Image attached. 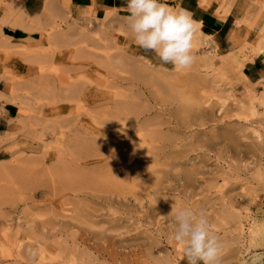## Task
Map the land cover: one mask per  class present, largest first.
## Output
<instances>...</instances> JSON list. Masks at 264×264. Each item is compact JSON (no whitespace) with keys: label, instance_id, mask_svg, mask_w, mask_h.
<instances>
[{"label":"rangeland","instance_id":"374dc122","mask_svg":"<svg viewBox=\"0 0 264 264\" xmlns=\"http://www.w3.org/2000/svg\"><path fill=\"white\" fill-rule=\"evenodd\" d=\"M24 1L0 0V22L6 10L12 21L42 16L24 13ZM174 1L162 0L177 10ZM232 6L241 36L236 29L230 50L217 49L201 24L198 38L212 47L194 51L183 71L135 44L124 9L90 12L86 21L59 8L43 18L34 43L0 40L10 51L0 112L14 114L0 137V264H68L74 255L77 264H187L170 227L172 208L206 213L222 245L219 264H264V81L245 73L258 54L249 33L264 34V0ZM113 13L119 18L110 22ZM51 31L68 32L72 44L49 45ZM232 37L241 49L233 59ZM207 52L212 59L201 62ZM134 66H145V75ZM64 85L73 91L59 90ZM125 109H149L150 123L164 122L143 131L152 155L117 153L133 140L110 136L125 125L116 117ZM81 249L95 260L81 259Z\"/></svg>","mask_w":264,"mask_h":264},{"label":"clouds","instance_id":"9594fccd","mask_svg":"<svg viewBox=\"0 0 264 264\" xmlns=\"http://www.w3.org/2000/svg\"><path fill=\"white\" fill-rule=\"evenodd\" d=\"M127 11L128 27L137 46L154 52L176 71L193 65L195 22L186 10L172 9L162 0H127ZM170 214L174 217L170 225L173 237L183 246L187 264H219L222 245L211 234L206 213L172 208Z\"/></svg>","mask_w":264,"mask_h":264},{"label":"bare ground","instance_id":"6f19581e","mask_svg":"<svg viewBox=\"0 0 264 264\" xmlns=\"http://www.w3.org/2000/svg\"><path fill=\"white\" fill-rule=\"evenodd\" d=\"M208 1L209 0H200V2H201V4H203V5H205V6H207L208 5ZM211 1V0H210ZM215 1V6H216V9H214V8H209L210 9V11H215L217 14H219L222 18H224L228 13H229V11H230V9H231V7H232V5H233V3H234V1L235 0H221V3H218L217 2V0H214ZM166 2V1H165ZM212 2V1H211ZM168 4V3H167ZM202 6V5H201ZM59 8L61 9V11H64L65 9L63 8V6L62 5H60L59 3H58V0H48V2H46L45 3V5H44V7H43V10H42V16H36V17H33V18H30V19H27V20H25V19H17L16 17H15V19H14V21H12L11 20V16H10V12H8V10H6V16L3 18V20H1V22H0V35L2 36V38H4V39H8V37H4L3 35H2V33H1V28H2V26L3 25H6V26H8L9 28H11V29H15V28H19V29H23V30H25L27 33H28V37L26 38V41L27 42H29V43H34L36 40H37V38H36V36H35V33L36 32H39L40 30H41V24H42V21H43V18H46V16H50L51 14L50 13H55V12H59ZM124 10H127V9H124ZM196 11V10H195ZM198 11V10H197ZM63 14V13H62ZM66 14V13H65ZM88 14L89 13H83L82 15H80L81 16V19H85L86 21H87V16H88ZM114 15V13L112 14V15H108V17L107 18H109V21L110 22H112V21H118V18L116 19V18H114V17H109V16H113ZM128 15H129V13H128V11L124 14V15H120V18L121 17H123L124 19L126 18L127 19V17H128ZM195 15V14H194ZM65 16V15H64ZM63 16V17H64ZM90 16V15H89ZM115 16V15H114ZM91 17V16H90ZM196 17V16H195ZM243 19H245V21H246V18L243 16L242 17ZM80 19V18H79ZM90 19V18H89ZM191 19L195 22V24H194V28L196 29L198 26H200L202 23L200 22V21H198V20H196V19H194V18H192L191 17ZM67 20H70V19H68L67 18ZM107 20V19H106ZM119 21H121V20H119ZM212 21L213 20H211V23H212ZM253 21V20H252ZM214 22V21H213ZM247 22V21H246ZM116 23V22H115ZM207 23H209V21L207 22ZM241 23V20H238V21H236V26L237 25H239ZM212 25V24H211ZM262 31H264V30H262ZM47 32V31H46ZM198 33L196 32V30H195V38H194V51H198V50H200V48L201 47H206V48H209V49H211V47H212V44L210 43V41L208 40V39H204V40H202V41H200L199 40V38H198ZM10 39V38H9ZM84 39V38H83ZM257 42H256V47L258 48L257 49V53L259 54V53H264V34H262V35H259L258 37H257ZM44 41L45 42H47L49 45H51L52 46V44L54 45V46H56V45H59L60 43L62 44V45H66V44H70L71 42H72V40L71 39H69V36H68V32H60V31H54V32H49V33H46V34H44ZM85 41V40H84ZM80 42L81 41H79V44H80ZM231 42L233 43V45L235 46V48H237V50L236 51H233V52H231V54H232V56L233 57H231L232 59L233 58H236V56H239V54L238 53H240L241 52V49H240V41L237 39V38H234V37H232L231 38ZM72 44V43H71ZM81 44H82V42H81ZM84 45V44H83ZM80 49H81V47H80ZM86 49V48H85ZM52 51H55V50H52ZM82 51V50H81ZM203 52V51H202ZM209 52V51H208ZM206 53V55L204 54V58H202V56L200 57V61L201 62H205V61H208L209 59H212V56L210 57V56H208L210 53ZM122 54H123V52H122ZM208 54V55H207ZM50 55H52V54H50ZM8 56H10V51H9V49L7 48V46L6 45H3V44H0V65H1V69H0V79H6V77H7V75H8V64H7V58H8ZM54 56V55H53ZM74 56V55H73ZM49 57H51V56H49ZM113 57V56H112ZM42 59V58H41ZM51 59V58H50ZM119 59V58H118ZM122 59V58H121ZM130 59H133V58H130ZM108 60V59H107ZM111 60H112V58H111ZM120 60V59H119ZM129 60V59H128ZM229 60L230 59H226V60H224V61H222V64H223V66H225V67H228L229 66ZM37 60H35V63L37 64V63H39V62H36ZM43 61V60H42ZM108 61H110V60H108ZM114 61V60H113ZM134 61V60H133ZM198 61H199V58H198ZM44 62V61H43ZM135 62H136V60H135ZM126 63V62H125ZM131 64V63H130ZM137 65V64H136ZM128 67H130V66H128ZM135 67V66H134ZM64 68V67H63ZM131 68V67H130ZM55 69V68H54ZM61 69V68H60ZM59 69V70H60ZM145 69V66L144 67H142V68H140L139 66L138 67H135V71L137 70V71H140V76H142V74L143 75H145L144 73H146V72H144V73H142L141 72V70H144ZM68 70V69H67ZM133 70V71H134ZM71 71V70H70ZM75 71V70H74ZM132 71V70H131ZM132 71V72H133ZM132 72H131V75H132ZM136 73V72H135ZM43 73L41 72V75H42ZM62 74V73H61ZM64 74V73H63ZM139 74V73H138ZM40 75V76H41ZM135 75V74H134ZM139 76V75H138ZM46 77V76H45ZM58 77V76H57ZM145 76H143L142 77V79L144 78ZM151 77V76H150ZM69 78V77H68ZM65 79V78H64ZM138 79V78H137ZM136 79V80H137ZM140 79H141V77H140ZM133 80V79H132ZM135 80V79H134ZM134 80H133V82H134ZM139 80V79H138ZM137 80V81H138ZM39 81V80H38ZM45 81H46V79H45ZM129 81V80H128ZM131 81V80H130ZM141 81V80H140ZM143 81V80H142ZM40 82H42V81H39V84H40ZM96 82V81H95ZM35 83H37L36 81H35ZM76 83V82H75ZM47 84H49L48 82H47ZM53 84V83H52ZM30 85L31 84H29V86L28 87H30ZM81 85H83V84H81ZM33 86V85H32ZM55 86V85H54ZM65 87H63V89L64 90H62L61 88L59 89V90H61L62 92H65L66 93V91L69 93V92H72L73 91V87L71 88L70 86H68V85H64ZM72 86H75V84L74 85H72ZM79 85H77V87H78ZM134 85H132V87H133ZM139 86V85H138ZM34 87H35V85H34ZM39 87V86H38ZM37 87V88H38ZM57 87V86H56ZM62 87V86H61ZM130 87V86H129ZM132 87H130V88H132ZM137 87V86H136ZM12 88V87H11ZM42 88V87H41ZM51 88V87H50ZM54 88V87H53ZM104 88V87H103ZM134 88V87H133ZM39 89V91H40V87L38 88ZM43 89L44 88H42V92H43ZM57 89V88H56ZM55 89V90H56ZM45 90H46V88H45ZM58 90V89H57ZM72 90V91H71ZM82 90V89H81ZM47 91V90H46ZM54 91V90H53ZM78 91V90H77ZM76 92V91H75ZM74 92V93H75ZM41 93V92H40ZM45 93V92H44ZM48 93V92H47ZM68 93H66V94H68ZM73 93V94H74ZM56 94V93H55ZM59 94H60V92H59ZM12 95V94H11ZM78 95H81V94H78ZM3 93H1L0 92V99L1 98H3ZM64 97V96H63ZM70 97V96H69ZM72 97H73V95H72ZM66 98H68V97H66ZM43 99V98H42ZM69 99V98H68ZM115 99V98H114ZM127 99V98H126ZM125 101V100H124ZM118 102V101H117ZM116 102V103H117ZM120 102V101H119ZM127 102V101H126ZM128 104V103H127ZM126 104V105H127ZM131 103L129 102V105H127V106H131L130 105ZM118 105V104H117ZM121 105H122V103H121ZM120 105V106H121ZM135 105V104H134ZM133 105V106H134ZM136 106V105H135ZM122 107H123V105H122ZM124 108H125V105H124ZM131 108H133L132 106H131ZM116 109V108H115ZM115 109H114V112H115ZM118 109V108H117ZM121 109V108H120ZM126 109H128V108H126ZM125 109V110H126ZM136 109H137V107H136ZM135 109V110H136ZM122 110V109H121ZM125 110H123V111H125ZM129 110H131V109H129ZM129 110H126L127 111V114H122V113H118L117 115H116V117H117V121H118V123H119V121H124V123H125V125H123V128H121L120 130H119V132H117V133H114V132H111L110 133V136L111 137H116V138H119L120 136L121 137H123V138H126V139H133L132 141L131 140H129V141H127L126 143H124V145L123 146H121V147H119V149H118V151H117V153H119V154H123V155H127V154H132V152L134 153V156L136 155V156H141V157H143V156H145V154H147V156H148V154L150 155H152L153 154V152H156V151H154V150H147V148H145L146 150H144L143 149V141H144V138L146 137V135H144V133H143V131H145L146 129H150L151 128V126L153 127V126H157V127H162V125H163V123L160 121V122H156V123H153L152 124V122L150 123V121H149V119L148 118H145L144 117V114L145 113H149V109L147 110V109H143L144 111H138L137 113H136V111H135V114H129L128 112H129ZM120 111V110H119ZM102 112V111H101ZM118 112V111H117ZM117 112H115V113H117ZM120 112H122V111H120ZM133 112V111H132ZM131 112V113H132ZM113 113V112H112ZM111 113V114H112ZM102 116V115H101ZM153 117H155V116H153ZM162 117V116H161ZM156 119V118H155ZM154 119V120H155ZM95 120V119H94ZM150 120H151V118H150ZM157 120V119H156ZM121 121V122H122ZM153 121V120H152ZM68 122V121H67ZM104 122H106V121H104ZM103 122V123H104ZM154 122V121H153ZM110 123V122H109ZM114 123V122H113ZM113 123H112V125H113ZM176 123V122H175ZM178 123V122H177ZM105 124V123H104ZM154 128V127H153ZM157 131V130H156ZM158 132V131H157ZM158 134H160V132L158 133ZM152 135V134H151ZM153 135H154V133H153ZM157 135V134H156ZM161 136V135H160ZM120 137V138H121ZM165 137V136H164ZM151 138V137H150ZM167 138V137H166ZM157 139H158V137H157ZM161 141V140H160ZM167 142V141H166ZM137 143V147H136V144ZM129 145H131V146H134V147H130ZM136 147V148H135ZM173 147V146H172ZM167 155V154H166ZM117 156V155H116ZM136 156H135V158H136ZM151 157V156H150ZM140 160V159H139ZM132 161V160H131ZM121 164V163H120ZM141 164V163H140ZM118 165V164H117ZM138 165V164H137ZM141 166V165H140ZM166 166V165H165ZM143 168H145V166L143 167ZM115 169V168H114ZM136 170V169H135ZM140 170V169H139ZM151 170V169H150ZM113 171V170H112ZM143 171V170H142ZM142 171H140V172H142ZM152 171V170H151ZM154 171H157V170H154ZM145 172H146V170H145ZM145 172H143L142 174H144L145 175ZM148 172V171H147ZM159 172V171H158ZM163 172V171H162ZM117 173H118V171H117ZM154 173V172H153ZM153 173H151V174H153ZM155 173H157V172H155ZM148 174V173H147ZM143 175V176H144ZM165 177V176H164ZM67 179V178H66ZM122 182V181H121ZM165 182V181H164ZM159 185V184H158ZM167 186V185H166ZM159 187L161 188V185L160 186H158L157 187V189H159ZM170 187V185L168 186V187H166V188H169ZM156 188V187H155ZM165 188V187H164ZM171 189V188H170ZM169 189V190H170ZM173 190V189H172ZM174 191V190H173ZM168 193H169V191H168ZM149 194V193H148ZM115 198L117 199V201H115L116 203H119L120 204V202L122 201V199H121V195H116L115 196ZM123 198V197H122ZM106 202H108V203H113V196L111 195V197L109 196V197H107L106 198ZM122 203V202H121ZM118 204V205H119ZM230 204V203H229ZM108 205V204H107ZM110 206V205H109ZM120 206V205H119ZM111 207V206H110ZM119 208V207H118ZM113 209H114V207H113ZM128 210V209H127ZM145 211V210H144ZM130 213V212H129ZM133 213V212H132ZM148 213V212H147ZM227 213H229V212H227ZM226 213V214H227ZM133 214H135V213H133ZM233 214V213H232ZM235 214H238V213H235ZM3 215V214H2ZM1 215V216H2ZM112 215L113 214H111V217H112ZM231 215V214H230ZM107 216V215H106ZM130 216H132V215H130ZM135 216V215H134ZM142 216V215H141ZM144 216V215H143ZM103 217V216H102ZM120 217V216H119ZM126 217V216H125ZM238 217V216H237ZM234 218V217H233ZM119 219V218H118ZM113 220V219H112ZM121 220H124V219H121ZM114 221V220H113ZM120 221V220H119ZM5 223V222H4ZM8 225V224H7ZM107 225V224H106ZM111 226V225H110ZM115 226V225H114ZM131 226V225H130ZM117 227V226H116ZM112 229V228H111ZM120 229V228H119ZM21 230V229H20ZM108 230V229H107ZM118 230V229H117ZM253 230V229H252ZM17 231V230H16ZM72 231V230H71ZM6 232V231H5ZM8 232H9V230H8ZM10 232H11V230H10ZM12 232H14V231H12ZM19 232V231H18ZM21 232V231H20ZM67 232H69V231H67ZM104 232V231H103ZM17 233V232H16ZM15 233V234H16ZM105 233V232H104ZM12 233H10V235H11ZM48 234V233H47ZM61 234V233H60ZM233 234V233H232ZM51 235V234H50ZM61 236V235H60ZM9 237V236H8ZM13 237H14V235H13ZM16 237H18V235L16 236ZM9 240H10V237H9ZM8 240V241H9ZM49 240V239H48ZM107 242V241H106ZM62 244V243H61ZM66 244V243H65ZM87 244V243H86ZM111 244V243H110ZM1 245V244H0ZM12 245V244H11ZM64 245V244H63ZM85 245V244H84ZM114 245H115V243H114ZM153 245V244H152ZM83 246V245H82ZM90 246V245H89ZM108 246V245H107ZM23 247V246H22ZM88 247V246H87ZM41 249H40V251H42V252H44L45 251V247L43 246V247H40ZM64 248V247H63ZM83 248H84V246H83ZM90 248V247H89ZM19 249V248H18ZM38 249V248H37ZM78 249V248H77ZM79 249H80V247H79ZM151 249V248H150ZM75 250V249H74ZM89 249H87V251H88ZM77 252H79L78 254H80V258L81 259H89V260H95V258L93 259L92 258V256L90 255V254H88L85 250H82L81 249V251H79V250H76ZM110 252V251H109ZM137 252V251H136ZM248 252V251H247ZM115 253V252H114ZM139 253H140V251H139ZM32 254V253H31ZM36 254V253H35ZM92 254V253H91ZM94 254V253H93ZM26 256H27V254H26ZM120 256V255H119ZM136 257H134L133 259H135ZM77 258H76V256L74 255L70 260L68 259L67 261H69L70 263L72 262L73 264H77V260H76ZM118 259V258H117ZM130 259V258H129ZM132 259V258H131ZM130 259V260H131ZM137 259V258H136ZM144 259V258H143ZM21 260V259H20ZM43 260V259H42ZM121 260V259H120ZM125 260V259H124ZM145 260V259H144ZM92 261V262H93ZM137 261V260H136ZM164 261V260H163ZM65 262V261H64ZM64 262H62V264L64 263ZM69 262H68V264H69ZM88 262V261H87ZM91 262V261H90ZM121 262V261H120ZM123 262V261H122ZM125 262V261H124ZM132 262V261H131ZM135 262V261H134ZM140 262V261H139ZM138 262V263H139ZM144 262V261H143ZM147 262H149V261H147ZM154 262V261H153ZM239 262V261H238ZM26 263V262H25ZM66 263V262H65ZM64 263V264H65ZM129 263V262H128ZM136 263V262H135ZM155 263V262H154ZM79 264H85L83 261L82 262H79ZM91 264V263H90ZM92 264H94V263H92ZM120 264V263H119ZM123 264H125V263H123ZM131 264V263H130ZM144 264H152V263H145L144 262ZM157 264V263H156Z\"/></svg>","mask_w":264,"mask_h":264},{"label":"crops","instance_id":"0c3cea01","mask_svg":"<svg viewBox=\"0 0 264 264\" xmlns=\"http://www.w3.org/2000/svg\"><path fill=\"white\" fill-rule=\"evenodd\" d=\"M46 1L47 0H25L23 4L24 13L28 16L40 14ZM211 1L209 0L208 5L205 6L201 4L200 0H175L173 6H175L177 10H186L192 18L200 21L209 30H212V37L217 49L223 48L224 51L230 50L228 44L230 35L237 29L241 36L244 31V26L239 25L236 27V21L240 20V17L234 18V6H232L229 13L222 18L215 11H210L209 8L216 9L215 1ZM58 3L76 20L81 18L80 15L83 13L127 9V0H58ZM211 20L214 22L212 21L211 23ZM208 21L209 23H207ZM255 32L256 31L253 30L249 33V36L253 37V44H255L257 39L256 35H253ZM1 33L4 37L10 38V43L23 41L28 43L26 41L27 33L22 29L2 27ZM1 39L2 36L0 35V40ZM229 52L230 51H227L226 54ZM245 73L247 78L253 83L264 81V53L255 55L252 60L247 63ZM12 112L13 110L11 109L0 112V137L4 132L9 131L5 128L9 126L11 120L14 118Z\"/></svg>","mask_w":264,"mask_h":264}]
</instances>
